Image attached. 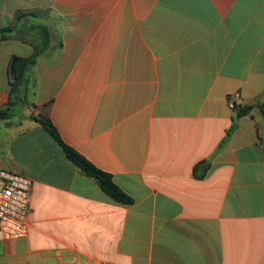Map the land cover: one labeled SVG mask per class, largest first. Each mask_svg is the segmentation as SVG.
I'll use <instances>...</instances> for the list:
<instances>
[{
    "label": "crops",
    "instance_id": "crops-1",
    "mask_svg": "<svg viewBox=\"0 0 264 264\" xmlns=\"http://www.w3.org/2000/svg\"><path fill=\"white\" fill-rule=\"evenodd\" d=\"M4 28L0 169L33 200L0 264H264V0H0ZM35 55L14 102L11 61Z\"/></svg>",
    "mask_w": 264,
    "mask_h": 264
},
{
    "label": "trees",
    "instance_id": "trees-1",
    "mask_svg": "<svg viewBox=\"0 0 264 264\" xmlns=\"http://www.w3.org/2000/svg\"><path fill=\"white\" fill-rule=\"evenodd\" d=\"M29 14L34 15V13H25L20 12L16 15V19L21 20L23 17L28 16ZM42 32L44 34V46L47 47L49 45V33L47 31L46 27H42ZM10 29L4 28L0 30V39H4L6 37V32H9ZM36 55L30 58H20V57H13V59L17 60L16 65V79L15 81H11V95L18 94L21 92V89H23L24 97L26 98V94L28 91V85L30 82V76H29V70L36 62ZM250 108L241 109L238 111L237 115L241 116L246 113H248ZM11 115L10 108L5 110H0V122L7 119ZM35 121H37L49 135H51L57 143L60 145V147L63 149L65 155L67 158L73 162L78 168L81 169V171L87 175L88 177H91L97 181L103 192L115 200L118 203L129 205L133 201L132 199L125 194L113 181L112 176L108 173H105L101 171L100 169L96 168L91 162H89L87 159H85L83 156H81L79 153H77L73 148L66 145L63 140L60 138L59 133L54 126V124L45 116H38L34 118ZM200 167V164L195 166L194 168V174L197 176H203V174H198V169Z\"/></svg>",
    "mask_w": 264,
    "mask_h": 264
},
{
    "label": "built area",
    "instance_id": "built-area-1",
    "mask_svg": "<svg viewBox=\"0 0 264 264\" xmlns=\"http://www.w3.org/2000/svg\"><path fill=\"white\" fill-rule=\"evenodd\" d=\"M239 92L228 97L229 106L237 109ZM33 182L16 172L0 169V237L4 240L19 239L28 234V217L32 205ZM77 264H113L109 261L81 259Z\"/></svg>",
    "mask_w": 264,
    "mask_h": 264
},
{
    "label": "water",
    "instance_id": "water-1",
    "mask_svg": "<svg viewBox=\"0 0 264 264\" xmlns=\"http://www.w3.org/2000/svg\"><path fill=\"white\" fill-rule=\"evenodd\" d=\"M16 65H17V60L13 59L9 67V76L12 82L15 81L16 79Z\"/></svg>",
    "mask_w": 264,
    "mask_h": 264
},
{
    "label": "rangeland",
    "instance_id": "rangeland-1",
    "mask_svg": "<svg viewBox=\"0 0 264 264\" xmlns=\"http://www.w3.org/2000/svg\"><path fill=\"white\" fill-rule=\"evenodd\" d=\"M18 95H19L21 98L23 97L22 92H19L18 94L15 95L14 102L17 101V99L19 98ZM13 109H14L16 112L19 111V108L16 107V105L13 106Z\"/></svg>",
    "mask_w": 264,
    "mask_h": 264
}]
</instances>
